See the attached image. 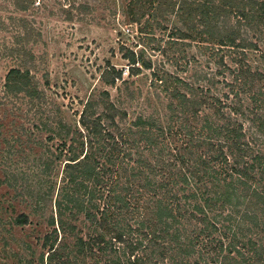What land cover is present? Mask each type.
Returning <instances> with one entry per match:
<instances>
[{
	"label": "trees",
	"instance_id": "obj_1",
	"mask_svg": "<svg viewBox=\"0 0 264 264\" xmlns=\"http://www.w3.org/2000/svg\"><path fill=\"white\" fill-rule=\"evenodd\" d=\"M136 2L131 23L149 17L145 40L160 55L122 48L125 73L152 78L146 98L128 96L136 115L102 92L74 128L52 121L61 109L29 66L6 77L0 107L20 95L30 111L47 104L37 128L61 141L37 159L36 186L6 180L53 227L37 264H264V0ZM171 16L169 42L150 38ZM12 222L25 227L30 214Z\"/></svg>",
	"mask_w": 264,
	"mask_h": 264
},
{
	"label": "rangeland",
	"instance_id": "obj_2",
	"mask_svg": "<svg viewBox=\"0 0 264 264\" xmlns=\"http://www.w3.org/2000/svg\"><path fill=\"white\" fill-rule=\"evenodd\" d=\"M137 10L140 5L136 0H0V102L9 71L29 66L33 81L61 109L62 116L57 115L52 121L63 117L74 128L79 127L84 104L102 92H108L112 101L119 100L122 107L136 115L140 110L138 102L130 103L128 96L137 94V100L142 101L149 95L152 78L145 70L138 77L125 75L130 65L122 48L136 52L147 48L148 54H156L149 50L154 45L145 40L151 32L150 28L145 30L149 17L139 24L131 23ZM169 19H160V29L154 28L150 38L168 43L173 29L179 26L175 16ZM20 50L23 55L15 54ZM159 57L157 53L153 58ZM111 68L124 74L115 86L104 79ZM29 100L20 95L14 99L15 104L0 107V125H6L0 131V264H23L30 259L37 264L44 252L41 240L53 231L46 217L37 212L32 214L26 199H15L18 193L6 184L8 178H15L19 190L25 185L36 186L40 179L37 159L44 147L56 152L61 144L58 138L51 141L50 133L37 128L41 119L45 120L42 111L47 104L38 103L30 111ZM61 178L62 174L57 173L55 180L59 183ZM22 212L30 214L31 222L25 227L12 222ZM49 214L51 210L47 217Z\"/></svg>",
	"mask_w": 264,
	"mask_h": 264
},
{
	"label": "built area",
	"instance_id": "obj_3",
	"mask_svg": "<svg viewBox=\"0 0 264 264\" xmlns=\"http://www.w3.org/2000/svg\"><path fill=\"white\" fill-rule=\"evenodd\" d=\"M125 75H127V73H125Z\"/></svg>",
	"mask_w": 264,
	"mask_h": 264
}]
</instances>
